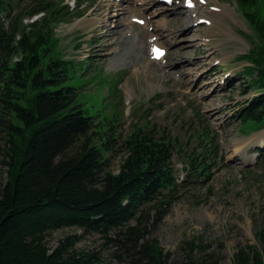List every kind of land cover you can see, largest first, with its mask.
Here are the masks:
<instances>
[{"label": "trees", "instance_id": "obj_1", "mask_svg": "<svg viewBox=\"0 0 264 264\" xmlns=\"http://www.w3.org/2000/svg\"><path fill=\"white\" fill-rule=\"evenodd\" d=\"M58 1L28 0L27 15L45 16L24 25L23 14L5 21L14 1L0 0V264H169L154 230L181 186L172 162L176 140L158 136L147 121L123 135L116 111L100 117L84 108L79 89L66 83L72 66L53 35L66 13ZM236 1L264 55V0ZM255 50L241 56L252 63L242 74L256 75L250 86L264 90ZM239 115L264 125V92ZM190 142L186 176L207 180L218 158L214 137L202 127ZM120 150L114 173L111 157ZM70 227L102 237L111 263L100 251L77 249L78 235L48 246L52 231ZM233 264H264V225L257 245L239 248Z\"/></svg>", "mask_w": 264, "mask_h": 264}, {"label": "rangeland", "instance_id": "obj_2", "mask_svg": "<svg viewBox=\"0 0 264 264\" xmlns=\"http://www.w3.org/2000/svg\"><path fill=\"white\" fill-rule=\"evenodd\" d=\"M103 1L106 0H64L63 4H68L73 15L55 30L59 48L65 57L76 62L90 60L93 67L101 68L109 77L123 76L118 85L122 94V103L117 109L120 111L118 132L126 135L147 121L159 136L165 134L176 140L172 162L181 186L168 214L154 230L163 252L170 256L169 264H190L191 259L199 264H233L239 248L257 245V233L264 225V169L258 163L245 165L239 160L252 162V158L245 156V147L256 132L239 131L241 122L233 119L241 102L258 93L253 88L248 95H243L244 90L251 88L253 76H246L242 81L240 73L248 61L238 56L255 47L254 56L264 63L263 51L258 47L260 41L234 0H212V5L230 10L231 15L219 19L220 23L223 20L221 24L210 26L211 31H208L210 27L201 25L192 27L196 20H192L190 12L177 11L180 6L168 9L167 15H161L164 14L160 13L161 9L152 11L156 17L154 21L164 24L161 26L164 31H159L160 41H163L160 44L168 50L164 62L151 61L149 54L147 59H140L132 53L128 60H118L108 53L105 35L110 26L105 23L108 20L113 22L110 25H116L121 8L117 11L113 4L114 10L104 14L101 6L99 8ZM114 2L122 5L124 0ZM142 3L139 0L134 7H143ZM144 3L151 5L145 0ZM28 5L27 2L19 3L14 12L25 14ZM78 11L82 16H74ZM124 16H120L123 17L120 32L126 35L125 31H129L135 35L132 38L141 36L147 50L146 35L150 30L131 24L129 20L124 26L122 20L128 18ZM30 21L25 19L23 23ZM228 32L232 38H228ZM203 36H209L210 41L203 42ZM250 58L252 61L253 56ZM215 61L218 63L214 64ZM69 75L66 83L80 89L83 106L92 116L111 115L115 101L108 98V84L100 82L99 77L94 78L92 68H84L82 75L78 74V69H70ZM203 123L216 134L218 156H222L223 161L215 168L211 166L208 179L201 182L187 178L181 169L187 166L186 156L194 148L190 138ZM257 125L255 121L245 120L241 130L250 132ZM252 146L254 144L249 146L247 155L253 152ZM243 154L248 158L246 161L242 160ZM122 157L121 150L112 155L110 168L114 173ZM72 235L80 236L77 249L100 251L111 263L112 249L106 241L97 234L84 235L78 227L52 231L47 244L53 249L59 241Z\"/></svg>", "mask_w": 264, "mask_h": 264}, {"label": "bare ground", "instance_id": "obj_3", "mask_svg": "<svg viewBox=\"0 0 264 264\" xmlns=\"http://www.w3.org/2000/svg\"><path fill=\"white\" fill-rule=\"evenodd\" d=\"M128 2V1H127ZM146 4H152L153 0H145ZM110 10H114V5L113 4H102L101 5V9L100 11L104 14L107 13ZM129 7L128 4L125 6L123 5L120 9V12H118V20H117V24H109L112 21H108L105 23V25H108V27L110 26L109 30L107 31V35H105V37H107L108 40V50L112 56L116 57V59H121L123 58V60H128L129 57V53H132L133 55L140 57V59H147V50L144 48V46L142 45V39L143 38H139L140 40H136L132 37H127L128 34L123 35V32H120V27L121 25V18L120 16H123V14H125L127 11H129ZM137 10L138 13H140L138 11L137 8L133 9ZM199 11H201L200 9H198ZM194 12V11H193ZM203 13V15L199 16V18H207L210 20L211 24L210 26L213 27L214 25H217L219 22V19L223 18L224 16H230L231 15V11L227 10L226 8H222L219 10V12H213V11H209L208 8H206V10L201 11ZM115 17V16H114ZM113 17V18H114ZM135 15H131L130 19H128L131 22L132 18H135ZM110 19V18H109ZM112 19V18H111ZM198 18H194V21H197ZM119 21V22H118ZM195 21V22H196ZM113 23V22H112ZM161 25L157 24L155 25V30H159ZM104 35V34H103ZM228 38H232L233 35H231L230 32L227 33ZM145 40V39H144ZM161 45V44H160ZM163 45V43H162ZM117 52V53H116ZM256 138V137H255ZM254 142V141H252ZM260 142V141H259ZM261 144H264V139L261 140ZM250 158H252V162H253V157L250 156ZM246 159H248L247 157L242 156V160L246 161ZM251 163V161H248Z\"/></svg>", "mask_w": 264, "mask_h": 264}, {"label": "snow or ice", "instance_id": "obj_4", "mask_svg": "<svg viewBox=\"0 0 264 264\" xmlns=\"http://www.w3.org/2000/svg\"><path fill=\"white\" fill-rule=\"evenodd\" d=\"M156 51H158V52H162V50H160V49H157Z\"/></svg>", "mask_w": 264, "mask_h": 264}, {"label": "water", "instance_id": "obj_5", "mask_svg": "<svg viewBox=\"0 0 264 264\" xmlns=\"http://www.w3.org/2000/svg\"><path fill=\"white\" fill-rule=\"evenodd\" d=\"M185 170H186V168L184 167L182 171L185 172Z\"/></svg>", "mask_w": 264, "mask_h": 264}]
</instances>
